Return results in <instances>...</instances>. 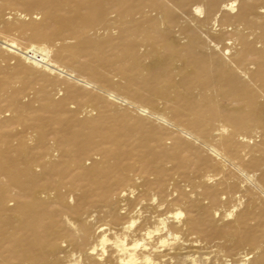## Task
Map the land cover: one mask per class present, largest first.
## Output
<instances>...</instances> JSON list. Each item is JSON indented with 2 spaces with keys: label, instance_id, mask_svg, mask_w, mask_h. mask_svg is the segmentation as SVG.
Returning a JSON list of instances; mask_svg holds the SVG:
<instances>
[{
  "label": "bare ground",
  "instance_id": "obj_1",
  "mask_svg": "<svg viewBox=\"0 0 264 264\" xmlns=\"http://www.w3.org/2000/svg\"><path fill=\"white\" fill-rule=\"evenodd\" d=\"M0 47L92 96H7L41 107L1 141L0 264H264V0H0Z\"/></svg>",
  "mask_w": 264,
  "mask_h": 264
},
{
  "label": "rangeland",
  "instance_id": "obj_2",
  "mask_svg": "<svg viewBox=\"0 0 264 264\" xmlns=\"http://www.w3.org/2000/svg\"><path fill=\"white\" fill-rule=\"evenodd\" d=\"M55 86L61 89L57 98H68V103H74L77 106L91 101L92 96L90 93L66 85L61 79L45 75L23 60L6 53L0 47V122L6 120L13 122L6 127H1L0 125V151L4 149L1 146L3 137H5L6 140H14L16 143L13 136L20 132L23 127L39 113L37 110L41 107L40 103H34L31 110L23 114L21 121H15L12 119L14 115L13 109L9 107L6 101L7 96L13 91L25 93H35L36 91L39 92L44 90L51 91L55 89ZM124 113L125 112L121 111L118 116L122 117ZM129 118L131 119L134 117L129 116Z\"/></svg>",
  "mask_w": 264,
  "mask_h": 264
},
{
  "label": "snow or ice",
  "instance_id": "obj_3",
  "mask_svg": "<svg viewBox=\"0 0 264 264\" xmlns=\"http://www.w3.org/2000/svg\"><path fill=\"white\" fill-rule=\"evenodd\" d=\"M182 215V213H177V218L179 219V217ZM134 226V225H133ZM141 245L140 244H133V248H140ZM93 253H95V249L92 250ZM121 264H127V262L125 261H121ZM149 264H151V262H149Z\"/></svg>",
  "mask_w": 264,
  "mask_h": 264
}]
</instances>
